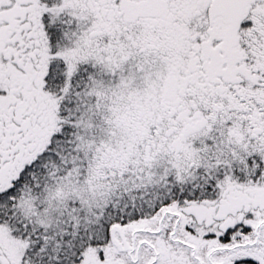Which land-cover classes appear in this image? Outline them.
Returning a JSON list of instances; mask_svg holds the SVG:
<instances>
[{"label": "snow or ice", "instance_id": "snow-or-ice-1", "mask_svg": "<svg viewBox=\"0 0 264 264\" xmlns=\"http://www.w3.org/2000/svg\"><path fill=\"white\" fill-rule=\"evenodd\" d=\"M0 264H264V0H0Z\"/></svg>", "mask_w": 264, "mask_h": 264}]
</instances>
